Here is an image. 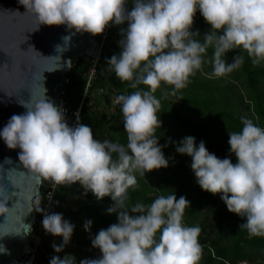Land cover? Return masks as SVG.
I'll return each instance as SVG.
<instances>
[{
	"label": "clouds",
	"instance_id": "1",
	"mask_svg": "<svg viewBox=\"0 0 264 264\" xmlns=\"http://www.w3.org/2000/svg\"><path fill=\"white\" fill-rule=\"evenodd\" d=\"M19 3L26 13L35 15L40 26H66L70 35L62 38L63 46L57 45L60 53L77 33L96 37L110 25L127 24L120 30L121 51L106 60L109 71L136 89L115 100L121 105L126 146L95 139L93 129L79 122L78 113L77 124L70 126L65 110L46 95L31 107L23 104L27 111L12 115L0 131L8 148L20 149L24 167L53 186L79 183L97 200L110 197L113 201L107 211L118 213V223L101 229L92 239V246L102 255L83 259L80 264H199L202 229L184 224L185 211L191 207L186 197L160 195L148 205L131 207L126 202L129 191L139 187L137 174L145 177L148 172L169 167L156 135L162 127L157 90L169 85L171 95H175L185 89L190 77L202 70L209 49L213 50L208 61L213 68L211 76L217 78L243 64L240 55L232 63L226 60V54L236 49L247 52L253 65L264 63V0H133L130 10L127 0ZM197 11L211 25L202 40L198 30L192 31ZM241 123V131L229 132L235 164L230 158L210 153L204 141L197 146L192 136L184 137L176 151L192 158L191 169L202 190L220 195L229 212L246 218L240 229L249 237H264V128L246 118ZM7 204L8 198L0 197V213L10 210ZM42 225L47 233L63 238L61 245L53 244L55 252H62L71 242L75 225L61 213L44 214ZM91 225L92 221H86L85 230ZM6 236L0 235V239ZM0 253L10 254L3 245ZM49 264H76V259L70 254L63 258L56 255Z\"/></svg>",
	"mask_w": 264,
	"mask_h": 264
},
{
	"label": "trees",
	"instance_id": "2",
	"mask_svg": "<svg viewBox=\"0 0 264 264\" xmlns=\"http://www.w3.org/2000/svg\"><path fill=\"white\" fill-rule=\"evenodd\" d=\"M127 7L129 10L133 7V0H127ZM114 26L118 29L121 25ZM197 30L201 40L205 33L211 31V25L199 11L192 27L193 32ZM121 39L120 31H116L113 38L104 45L97 64L87 56L74 62L67 73L69 82L64 87L62 98L71 108L78 107L84 99L88 73L95 66V77L84 99L79 122L91 127L94 135H99L102 141L110 140L126 146L128 141L122 111L109 116L106 110H100L97 106L104 104V101L109 103L107 95L112 89L120 91L122 95L136 90L129 87V82L119 80L106 64L108 58L121 51L118 44ZM212 54L213 50L209 49L202 70L190 77L191 83L185 89L171 95L172 86L162 85L155 93L161 100V109L157 115L162 121V127L157 129L156 135L159 144L164 146L163 153L169 160V167L148 172L145 177L137 174L139 187L129 191L126 206L131 207L137 203L148 205L160 195L174 193L177 199L184 196L191 204L185 211L184 224L202 229L199 242L203 246V253L199 264H264V237H249L246 230L240 229L239 226L246 222V218L229 212L220 195L202 190L191 169L192 158L176 151L177 144L184 137L192 136L197 146L204 141L210 153L220 159L230 158L235 164L236 157L228 144L229 132L241 131V121L245 118L264 128V63L253 65L247 52L236 49L226 54V60L232 63L234 57L240 55L243 64L226 77L217 78L211 76L213 68L208 62ZM238 82L241 88L235 93L232 86L238 85ZM103 89L107 95L100 94L102 96L93 100L91 93H101ZM233 101L241 105L248 115H242L235 104H231ZM47 181L44 180V183ZM84 190L79 183L60 185L56 191V207L53 212L61 213L69 222L77 221L74 229L77 231L76 238L81 233L84 236L81 253L85 255L84 259H96L100 256L90 255L87 249L92 246V239L101 229L118 223V213H108V208L113 205L110 197L97 200L91 192H87V197L82 201ZM70 197L81 201L76 211L69 207ZM129 214L139 215L130 211ZM89 220L92 225L86 231L84 225ZM45 233V251L50 252L52 257L58 255L53 249L56 236ZM49 261L42 255L39 264H49Z\"/></svg>",
	"mask_w": 264,
	"mask_h": 264
},
{
	"label": "water",
	"instance_id": "3",
	"mask_svg": "<svg viewBox=\"0 0 264 264\" xmlns=\"http://www.w3.org/2000/svg\"><path fill=\"white\" fill-rule=\"evenodd\" d=\"M26 12L19 0H0V131L12 115L27 111L23 104L31 107L45 95L62 107L73 63L84 56L93 61L100 57L98 40L88 33L72 36L67 50L57 52V45H64L62 38L70 35L66 26H40L35 15ZM19 152L0 137V197L8 198L10 208L0 213V235H9L0 245L10 253H0V264H22L28 254L43 180L24 167Z\"/></svg>",
	"mask_w": 264,
	"mask_h": 264
},
{
	"label": "built area",
	"instance_id": "4",
	"mask_svg": "<svg viewBox=\"0 0 264 264\" xmlns=\"http://www.w3.org/2000/svg\"><path fill=\"white\" fill-rule=\"evenodd\" d=\"M127 24L121 25L118 29H115L114 25H110L103 34L96 36L98 40V46L97 49L99 51V55L102 52V49L104 45L114 36V33L116 31H120L121 28H126ZM99 61V58L95 60V64H97ZM95 66L92 67L88 73V79L86 83L85 93H84V99L90 92V87L92 85V81L95 77ZM104 92V93H103ZM95 94V93H91ZM97 96H102L100 94L107 95L106 90H102L101 93H96ZM119 95H122L120 91L112 89L111 93H109L108 99L109 103L105 104V109L109 116H113L118 111H121V105L116 103V97ZM98 98V97H97ZM84 99H82L80 105L76 107L75 109L68 106L67 102L63 100L62 107L65 110V115L67 117V121L70 126H75L77 124V113L79 114V120L82 114V106L84 103ZM44 179L41 183V194L36 200L35 209H36V217L35 222L31 228V231L29 233V242H30V249L28 254L25 256L22 264H39V259L42 255L46 257V260L51 259L50 252L45 251V241H46V231L43 228L42 220L44 214H50L55 210V196L56 191L60 187V185L53 186L51 181H47L45 185ZM43 210V211H42ZM37 211L39 214L37 215Z\"/></svg>",
	"mask_w": 264,
	"mask_h": 264
},
{
	"label": "rangeland",
	"instance_id": "5",
	"mask_svg": "<svg viewBox=\"0 0 264 264\" xmlns=\"http://www.w3.org/2000/svg\"><path fill=\"white\" fill-rule=\"evenodd\" d=\"M206 34V33H205ZM119 42H120V40H118ZM119 42H118V44H119ZM120 46V45H119ZM120 50H121V48H120ZM238 85H234V86H232V90L236 93V91L238 90V89H240L241 88V83L240 82H238L237 83ZM98 94H92V99L93 100H95L98 96H97ZM233 100V99H232ZM232 100H230V101H232ZM101 105H97L98 106V108L100 109V110H104L105 109V105L103 104V103H100ZM231 104H235V108H238L242 113V115H248L247 114V111L246 110H244L243 109V107L241 106V105H238V104H236L235 103V101H233ZM94 138L95 139H97V140H100V141H102L101 140V137L99 136V135H94ZM82 196H84L83 198L84 199H82V201L83 200H85V197H87V193L85 192V190H84V193H82ZM81 201L79 200V199H76V198H72V197H70L69 198V207L71 208V210H73V211H76L77 209H78V205H79V203H80ZM73 225H77V221L76 220H72V222H71ZM76 236H77V231L76 230H74V233H73V236H72V238H71V242L68 244V245H66V246H64V249H63V251L62 252H59V253H57L58 254V256H60L61 258H63L65 255H72V256H74L75 257V259H76V264H80V261L81 260H83L84 259V256L85 255H83L82 253H81V250L84 248V245L82 244V241L84 240V236H83V234L81 233V235L79 236V238L77 239L76 238ZM63 243V238L62 237H55V241H54V244H56V245H61ZM88 248V247H87ZM88 253L90 254V255H98V256H101V254H100V250L99 249H97V248H94L93 246H91V247H89L88 249Z\"/></svg>",
	"mask_w": 264,
	"mask_h": 264
},
{
	"label": "bare ground",
	"instance_id": "6",
	"mask_svg": "<svg viewBox=\"0 0 264 264\" xmlns=\"http://www.w3.org/2000/svg\"><path fill=\"white\" fill-rule=\"evenodd\" d=\"M40 194H41V188H40ZM40 194H39V196H40ZM39 196H38V197H39ZM55 198H56V196H55Z\"/></svg>",
	"mask_w": 264,
	"mask_h": 264
},
{
	"label": "crops",
	"instance_id": "7",
	"mask_svg": "<svg viewBox=\"0 0 264 264\" xmlns=\"http://www.w3.org/2000/svg\"><path fill=\"white\" fill-rule=\"evenodd\" d=\"M84 197V196H83Z\"/></svg>",
	"mask_w": 264,
	"mask_h": 264
}]
</instances>
